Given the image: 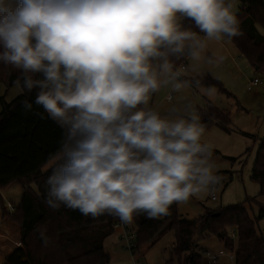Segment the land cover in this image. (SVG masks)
Returning <instances> with one entry per match:
<instances>
[{
    "label": "clouds",
    "instance_id": "1",
    "mask_svg": "<svg viewBox=\"0 0 264 264\" xmlns=\"http://www.w3.org/2000/svg\"><path fill=\"white\" fill-rule=\"evenodd\" d=\"M234 8L232 0H0V63L19 70L23 92L38 89L35 104L63 130L49 158L48 207L130 224L167 216L220 182L195 109L170 119L149 105L162 86H192L175 68L186 49L199 58L206 40L242 35Z\"/></svg>",
    "mask_w": 264,
    "mask_h": 264
},
{
    "label": "rangeland",
    "instance_id": "2",
    "mask_svg": "<svg viewBox=\"0 0 264 264\" xmlns=\"http://www.w3.org/2000/svg\"><path fill=\"white\" fill-rule=\"evenodd\" d=\"M232 2L237 13L240 3L238 0ZM256 34L264 36V29L256 25ZM198 35L200 39H205L204 33ZM209 57H212V63L208 62ZM182 65L186 68L180 70L184 74L182 79L210 77L220 82L230 97L219 93L216 88H211V93L206 94L202 90L206 89L202 84L197 87L193 83L191 87L179 92L173 91L169 84L153 94L149 106L161 116L175 119L179 116L187 117L185 109L189 105L199 116L200 109L212 104L229 112L231 125L228 132L218 126L205 130L202 142L212 146L214 171L222 179L208 191L191 197L186 203H177L179 213L193 220L208 211L242 204L247 198H251L254 203L250 206V213L252 216L256 215L259 206H264V196L259 195V186L250 177L260 139L264 137V71L257 72L226 36L220 41L206 40V47L199 58L188 56L185 63L175 65V68ZM253 79H258L261 84L248 91V82ZM20 91L19 85L7 88L0 82V112L1 98L10 103ZM27 111L17 113L0 131V183L31 172L40 163H43V169L49 168L50 156L60 147L62 137L47 119V114L42 112V118L34 109ZM247 150L250 151L246 153ZM11 184L0 188V197L3 198V207L12 214L20 201L22 189L17 183ZM213 196L215 200L212 199ZM259 228L264 236V220L259 222ZM194 241L195 252L202 256L204 264L211 261L207 253L215 255L220 251H223V255L219 256L217 264H233V254L216 238L206 240L197 236ZM173 243L174 235L169 231L154 246L144 247L133 255L123 246L118 231H114L105 241L111 258L108 264H134L136 260L140 264H165Z\"/></svg>",
    "mask_w": 264,
    "mask_h": 264
},
{
    "label": "trees",
    "instance_id": "3",
    "mask_svg": "<svg viewBox=\"0 0 264 264\" xmlns=\"http://www.w3.org/2000/svg\"><path fill=\"white\" fill-rule=\"evenodd\" d=\"M238 1L240 9L236 14L242 35L227 38L257 72L264 71V36L256 34V25L264 29V0ZM182 23L185 28L202 34L193 21L185 18ZM187 58L185 52L175 65L185 63ZM19 75V70L0 63V82L7 88L19 85L21 89L10 103L1 98L0 131L23 101L35 102L38 89L31 93L23 92L21 83H17ZM36 78L42 76L37 74ZM191 80L193 83L199 81L206 89L216 88L219 93L230 97L223 85L210 77ZM199 117L206 129L218 126L229 131L231 119L228 111L208 104L199 110ZM50 173L51 168L43 169V163H40L33 171L0 183V188L17 183L23 191L12 214L3 207L0 197L3 217L19 230L21 244L2 264H108L111 258L105 251L104 242L114 233L113 225L119 219L108 214L85 216L79 210L64 206L59 210L51 209L45 203L48 188L45 181ZM250 178L258 184L259 195L264 196V137L260 139ZM253 203L254 200L247 198L242 204L211 210L193 220L180 215L177 203L170 207L167 216L148 218L146 214L136 215L129 224L137 227L136 253L144 247L154 246L170 231L173 232L174 243L169 248V259L165 264H204L202 256L195 252L197 236L219 240L226 250L233 253V264H264V236L259 228V222L264 220V206H259L256 215L252 216L250 206Z\"/></svg>",
    "mask_w": 264,
    "mask_h": 264
},
{
    "label": "crops",
    "instance_id": "4",
    "mask_svg": "<svg viewBox=\"0 0 264 264\" xmlns=\"http://www.w3.org/2000/svg\"><path fill=\"white\" fill-rule=\"evenodd\" d=\"M230 53H231V51H230ZM185 70H186V68H185ZM29 103L32 104L31 110L34 109L39 114H42V112H44V109L41 106L36 105L35 102H29ZM26 112H28V111L25 109L24 105H21L20 107H18L16 109V113L14 116H17V113L23 114ZM12 118H10V119H12ZM49 121H51V125L54 126L57 131H59V134L61 135L60 137H63V131L52 120L49 119ZM22 193H23V191H22ZM21 197H22V195H21ZM1 200L3 201L2 197H1ZM20 200H21V198H20ZM18 204L15 206V208L18 206ZM2 209H3V207L0 203V264H2V262L5 260V258L14 250L15 247H18L20 244V240L18 238L19 230L16 228V226L12 222H10L8 219L3 217V210ZM209 239H211V238H207L206 240H209ZM104 248H105V251L110 255V253L107 251L105 242H104Z\"/></svg>",
    "mask_w": 264,
    "mask_h": 264
},
{
    "label": "built area",
    "instance_id": "5",
    "mask_svg": "<svg viewBox=\"0 0 264 264\" xmlns=\"http://www.w3.org/2000/svg\"><path fill=\"white\" fill-rule=\"evenodd\" d=\"M179 69L184 70L185 66L182 65V66H180ZM260 84H261V82L258 79H253V80L248 82L247 89H248V91H252L254 88L258 87ZM167 99L170 100V97H168ZM214 189L215 188H212V190H214ZM212 199L215 200V196H213ZM9 207H10V209H12L11 206H9ZM113 230L118 231L119 238L122 241L125 249H128L129 251H131V253L133 255H135L136 249H137V244H136L137 227L135 225L124 224L119 220L118 222H116L113 225ZM233 237H234V235H233ZM20 245L21 244H19V246ZM207 255L211 259L209 264H217L219 256L223 255V251H220L219 254L211 255V254L207 253ZM134 264H140V262H138L136 260Z\"/></svg>",
    "mask_w": 264,
    "mask_h": 264
}]
</instances>
